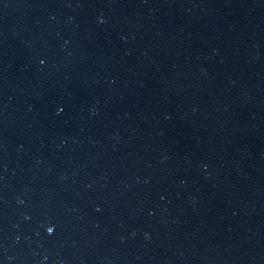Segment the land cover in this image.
Instances as JSON below:
<instances>
[{"label": "water", "instance_id": "obj_1", "mask_svg": "<svg viewBox=\"0 0 264 264\" xmlns=\"http://www.w3.org/2000/svg\"><path fill=\"white\" fill-rule=\"evenodd\" d=\"M0 264H264V0H0Z\"/></svg>", "mask_w": 264, "mask_h": 264}]
</instances>
